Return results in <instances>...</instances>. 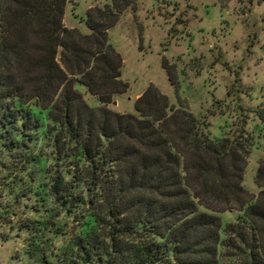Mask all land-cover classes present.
I'll use <instances>...</instances> for the list:
<instances>
[{"label":"trees","instance_id":"trees-1","mask_svg":"<svg viewBox=\"0 0 264 264\" xmlns=\"http://www.w3.org/2000/svg\"><path fill=\"white\" fill-rule=\"evenodd\" d=\"M69 4L0 0V224L18 219L30 264H264V191L244 186L254 141L214 137L153 85L113 111L130 85L109 34L134 0L92 7L86 31L65 25Z\"/></svg>","mask_w":264,"mask_h":264},{"label":"rangeland","instance_id":"rangeland-1","mask_svg":"<svg viewBox=\"0 0 264 264\" xmlns=\"http://www.w3.org/2000/svg\"><path fill=\"white\" fill-rule=\"evenodd\" d=\"M108 2L70 0L65 25L86 31L83 20L88 11ZM109 36L124 59L122 77L130 85L110 108L133 113L137 100L153 85L174 107H186L206 119L214 137L242 132L255 143L244 186L258 197L264 191V185L257 184L264 162V0H134ZM86 99L98 106L91 96ZM8 175L0 166L3 196L1 185L9 181L5 180ZM1 200L10 202L8 196ZM20 207L15 212L22 219L35 216ZM239 216L237 212L221 215L226 225L236 223ZM17 220L6 218L8 225L0 224V264H30L24 237L10 232L9 222L15 227ZM68 241L69 237L58 238L44 250L63 249ZM223 264L234 263L225 260Z\"/></svg>","mask_w":264,"mask_h":264}]
</instances>
